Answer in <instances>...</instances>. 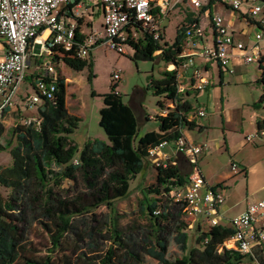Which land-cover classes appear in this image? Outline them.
I'll return each mask as SVG.
<instances>
[{"label": "trees", "instance_id": "obj_1", "mask_svg": "<svg viewBox=\"0 0 264 264\" xmlns=\"http://www.w3.org/2000/svg\"><path fill=\"white\" fill-rule=\"evenodd\" d=\"M79 23L82 24L81 19ZM45 30L41 29L40 35ZM77 39L82 41L84 36L78 35ZM184 39L181 29L172 46L163 47L144 36L133 47L131 59L136 62L160 59L176 66L174 70L163 71L162 77L151 83L155 94L163 98L158 107L172 111L169 117L160 118L163 126L160 132H149L137 141V117L112 83L110 93L102 96L104 106L99 121L109 143L90 141L77 158L78 147L69 136L81 120L69 113L63 78L58 80L54 98L46 99L39 110L40 126L32 123L15 127L14 135L20 144L16 158L18 172L14 177L0 173V182L14 192V198L7 204L0 191V264H18L21 260L25 264H54L51 259L36 261L26 257L30 233L36 225L49 234L53 253H65L63 264H150V261L157 264H242L247 258L264 264V243L249 256L227 249L220 253V247L234 232L225 225L206 232L198 228L201 233L195 239L196 246L190 249L186 205L170 198L176 187L187 183L188 176L182 173L180 161L173 157L157 166V184L145 191L146 195L162 198L149 202L145 196L146 208L143 210L152 230L137 228L132 234L120 228L117 215L109 220L97 214L99 208L113 207L116 201L128 197L130 181L151 159L150 149L167 142L176 125L182 130L203 129L195 121L187 120L195 108L186 95L177 94V69L185 60L179 58ZM58 52L61 56L55 54V59L75 72L88 68L92 83V60H82L76 52L55 50L54 53ZM259 69L258 83L263 93L256 106L264 111V66ZM166 103H175L176 108H165ZM257 125L264 136V116ZM1 136L2 130L0 153L9 149L1 143ZM75 160H79L78 165ZM67 182L73 184V191L65 188ZM158 209L160 213L154 214ZM173 247L176 252H172ZM68 253L74 258L68 257Z\"/></svg>", "mask_w": 264, "mask_h": 264}, {"label": "built area", "instance_id": "obj_2", "mask_svg": "<svg viewBox=\"0 0 264 264\" xmlns=\"http://www.w3.org/2000/svg\"><path fill=\"white\" fill-rule=\"evenodd\" d=\"M100 3L102 24L99 29L92 28L89 34H85L81 30L78 12L84 7L92 8V0H0V39L6 46L5 59L0 61V126L5 112L13 105L16 90L26 77L31 45L38 42L43 28L49 30L50 36L41 44L40 54L52 59L38 68L35 95L26 101L30 107L43 104L46 99L55 96L58 85L56 69L60 62L54 55L61 56L59 52L54 53L55 50L76 52L80 59L88 62L91 61L92 51L99 46L129 56V51L144 36L159 43L168 16L182 9L186 12L190 10L193 17L182 28L185 45L179 58L198 57L207 63L217 62L230 75L234 74L231 66L235 60L244 65L256 64L258 68L264 66V0H100ZM245 4L249 6L243 11ZM217 6L240 15L248 23V29L233 31L228 18L215 10ZM78 35L84 36V39L79 41ZM207 35H210L213 47ZM186 67L183 64L177 69L178 95H185L191 90L203 91L211 84L206 70L196 67L188 78L191 86L186 85ZM173 69H176L175 65ZM120 82L121 71L116 69L111 75V83L116 85ZM171 105L172 109L176 108L175 103ZM171 112L165 109L160 115L169 117ZM206 115V109L198 108L187 120L205 118ZM30 124L31 121L23 123ZM168 138L167 142L151 148L149 155L151 159H156L159 166L170 160L165 148L173 144L177 152L188 160L192 172L187 183L170 193L173 202L186 205L185 220L188 216L196 219L204 215L209 229L228 226L234 231L233 235L219 252L227 249L252 255L256 247L264 243V201L251 203L247 210L233 219L226 218L222 213L226 201L224 185H209L197 164V158L204 154L206 146L191 144L178 125L171 130ZM246 141L251 143L253 139L247 137ZM74 163L78 165L79 161ZM173 164L177 165L175 161ZM231 171L234 176L245 174V169L236 162L231 163ZM159 213L158 209L154 214ZM196 222L187 223V230H192Z\"/></svg>", "mask_w": 264, "mask_h": 264}, {"label": "rangeland", "instance_id": "obj_3", "mask_svg": "<svg viewBox=\"0 0 264 264\" xmlns=\"http://www.w3.org/2000/svg\"><path fill=\"white\" fill-rule=\"evenodd\" d=\"M92 1V8L84 7L78 12L79 19L82 20V24H80L81 30L86 34H89L92 28L99 29L102 24L100 0ZM229 13L228 11L223 12L222 15L229 19ZM231 13L233 12L231 11ZM192 17L193 14L190 10L186 12L184 9L170 14L164 24L166 27L161 31L162 40L159 44L163 47L174 45L179 31ZM207 37L210 45L213 47L210 35H207ZM184 45L185 42L183 41L181 43L182 49ZM94 51H96V68L94 69V73L96 76V91L98 93L104 94L107 90L110 93L111 77H108L109 70L110 68L120 69L123 72L121 74V82L116 85L114 84V86H117L116 92L123 97V100L128 104L130 102L140 103L144 109L153 113L155 119L158 117L166 118L164 115H160L164 109L158 107V103L163 98L155 94L151 83L152 80L160 79L163 71L174 70L171 65L164 63L160 59L153 62H136L131 59L134 56L133 50L129 51V56L119 55L106 49L105 46H99ZM119 60L121 61L118 63ZM32 61H34V58H32ZM44 62H46V59ZM210 64L213 65V69L209 73H206L211 81L210 86L206 88L207 90L205 89L199 92L192 90L188 99L195 109H207L209 106L210 112L207 119H204V122L207 126H211V129L207 133L186 128L185 134L191 140L197 142V144L206 146L204 155L198 156V167L208 177L210 183L215 184L217 181L223 180L221 184L225 188V197L227 191H229L230 197L227 206H234V208L226 212L224 207L222 213L226 218L233 219L244 208L243 202L247 200V190L249 187L251 193L249 198L250 202L264 201V143H262L264 136L260 134L257 125V122L264 116V111L262 108L256 106L263 93L262 86L258 83L261 77V71L256 64H241L242 67H239L240 64H238L234 75L230 77L223 76L222 78V70L219 64L217 62H210ZM78 88H80L78 96L85 103L87 101L86 99L90 98V95L87 93V87L86 85L82 87L79 84ZM74 98H76V94ZM172 107L171 103H166L165 105V108L171 109ZM158 110L160 113L156 112ZM98 116L96 109V112L91 113L89 120L80 122L78 128L69 136V139L78 147L77 158L81 156L82 150L90 138L109 143L105 132L99 126L100 117ZM222 118L227 122L226 129L222 127ZM29 119H32L31 116L22 117L18 115L16 123L13 120L12 124L2 130L1 143L8 145L9 149L6 152L0 153V173L6 176L14 177L18 172L16 158L20 144L14 135V125H23L24 121H30ZM138 123L139 133L137 141L153 128L158 129L156 124L154 127L145 125L140 115ZM166 126V128H169L167 124ZM225 137L227 138V144L231 151H228L226 148ZM247 137H251L253 141L248 143L246 141ZM232 162H243L250 167L255 165L254 171L246 179L247 183L244 181L245 174L232 175ZM155 170L154 167H151V169L146 171L144 176L136 175L130 181L128 197L116 201L113 207L107 208L103 206L99 208L97 214L103 215L109 220L113 219V217L115 218L117 215L120 228L132 234L137 228H145L148 231L152 230L146 218V211L143 208H146L145 196L149 202L152 199H162L160 196H149L145 193L147 189L155 187L157 184ZM182 172L184 175L191 173L190 166L183 164ZM228 175L229 178L227 179ZM65 188L73 191L74 186L72 183L67 182ZM79 188H82V184H79ZM0 191L5 202L9 204L14 198L12 188L0 182ZM198 219L203 224L200 226L201 230L203 232L208 231L209 226L206 223L205 216L201 215ZM190 222L189 225L191 224ZM200 233L196 226L190 232V249L196 246L195 239ZM176 251V248L173 247L172 252ZM64 254L61 251L53 253L52 243L47 231L40 225L34 226L30 233V244L26 253L28 259H34L36 261L51 259V262L54 264H63ZM66 255L72 257L71 259L74 258L70 253ZM150 262V264H157L155 261ZM18 264H25V261L21 260ZM242 264L257 263L251 262L247 258Z\"/></svg>", "mask_w": 264, "mask_h": 264}, {"label": "crops", "instance_id": "obj_4", "mask_svg": "<svg viewBox=\"0 0 264 264\" xmlns=\"http://www.w3.org/2000/svg\"><path fill=\"white\" fill-rule=\"evenodd\" d=\"M248 6H249L248 4H245L243 11H246ZM215 10H217L219 13H223V12H227V11L230 12L228 14L229 15L228 21H229V26L231 27V29L233 31H238V32L242 31L243 32V31H246L248 29V23L246 22V20L245 19H241L242 17L240 15H237L233 11H232L233 13H231L230 9L222 8V7L217 6L215 8ZM44 32L41 33L39 38L44 35ZM49 36H50V33H49L48 37L45 38L41 43H39V41L36 42V43H32V45H31L32 49H31V52H30V60H29L30 65H29V68L27 70L26 77H25L24 81L22 82V84L18 87V89L16 90V92H15V94L13 96V105L11 107H9L7 109V111L5 112L2 124L0 126V130H3L4 128H7L8 125L13 123V120H14V123H16L18 115H21L22 117L23 116H26V117L31 116L32 119L31 120L29 119V120L32 123H34L36 126H37L38 122L41 123V119H40V116H39V110H40V108L42 107L43 104H39L37 106H31L30 107V106L27 105L26 101H27V99H29V98L33 97V95H35V83H36L37 77L39 76V69L38 68L40 67V65L42 63H45L44 62L45 59H46V62H48V61H50L52 59L49 56L40 54L41 53V49H42L41 44H44V42L46 40H48ZM239 39H240V37H239ZM97 48H95V49H97ZM5 51H6L5 43H4V41H2L0 39V61L5 59ZM95 54H96V51L93 50L92 54H91V60H92V63H93L92 83L89 82V73H90L89 69H85L82 72H75L74 70H72L69 67H67L61 61H60V64L57 66V69H56L57 79L59 80L60 78H63L65 80L66 93H67L66 103H67V108L69 110V113L72 116L78 117L81 120V122L82 121L83 122L88 121L90 116H91V113L94 112V111L96 112V109L98 111V115H99L98 117H100V111H101V109L104 106L102 96L108 93L107 92L108 90L104 94H100V93H98L96 91V76H95V73H94V69L96 68ZM32 58H34V61H32ZM120 61L121 60H119L118 63ZM183 64L187 66L186 67L187 70H185L186 71L185 72V78H186L185 84L189 85V86H191L192 83H191L190 80H188V78L191 76V73H192L193 69H195L196 67L201 68V69L203 68L204 70H206V73H209L213 69L212 68V66H213L212 64L204 62L203 60H201L198 57H192L190 59H185ZM238 64H240V63L235 60L233 62V64H232V66H231L234 69V74L236 72V67H237ZM171 66H174V65H171ZM239 67H242V65L240 64ZM114 70H116V69L115 68H110L108 77H111V74L113 73ZM118 70H120V69H118ZM221 70H222V72H221L222 78H223V76H229V77L231 76L230 73H228L222 67H221ZM121 74H123L122 71H121ZM79 84L82 87H84L86 85L87 93L90 95V98H87L86 99L87 101L85 103H83L81 98L78 96L79 89H80V88H78ZM111 85H112V83H111ZM109 87H110V82H109ZM191 91L186 92L185 95H186L187 99H188V96H189ZM92 92L95 93L94 96L92 95ZM9 93H10V89H8V91H7V94H9ZM75 94H76V98H74ZM129 105L133 109V111H134V113H135V115L137 117L138 122H139V115H140V117L142 118V121H143V123L145 125H151V126L154 127V125L156 124L158 126V129L153 128L149 132H153V131L157 132V133L160 132V129L163 126H162V122H161L159 117L157 119H155L153 117V113H150V112H148V110L144 109V107L140 103L130 102ZM206 111H207V115H206L205 118L196 117V118H194L192 120V121H195L196 124L199 127L203 128L202 130H200L199 128H196L195 131L207 132V133L210 131L211 126H207V124H205V122H204V119H207V116H208V114L210 112L209 111V106L206 109ZM156 112L160 113L159 110L156 111ZM19 119H21V117H19ZM99 121H100V119H99ZM24 122H26V121H24ZM16 126H18V125L15 124L14 127H16ZM222 127H223V129H226V127H227V122H226L225 119H224V123L222 122ZM183 135L187 138V140L191 144H193V145H201V144H197V142H195L194 140H191L188 136H186L185 129L183 130ZM224 140H225V145L227 147V150L231 151L230 147H228V144H227L228 143L227 138L225 137ZM90 141H94V139L90 138L88 142H90ZM262 143H264V139L262 140ZM165 151H166L167 155H169L170 158L173 157L174 160L176 159V160L180 161L181 167H182L183 164L190 166V164H189L188 160L186 159V157L183 156L182 154L178 153L177 150H176V147L173 144L167 145L166 148H165ZM202 155H204V154H202ZM198 162H199V158H197V164H198ZM238 164L243 169H245V175L246 176L244 178V181L246 182V179H248L250 173L254 171L255 165L250 167V166H248V164H245L243 162H240V163L238 162ZM151 167H154V169H156L155 170L156 171L155 172V174H156L155 177H156V181H158V171H157L156 159L148 160V162L146 163L145 168L138 174V176H144L146 171L151 169ZM190 168H191V166H190ZM202 173H203L207 183H209V185H211L212 187H218V185H221V183H223V180H220V181H217L215 184H212V183L209 182L208 177L204 174V172H202ZM186 175L189 177L190 173L189 174L186 173ZM232 175H233V173H232ZM228 178H229V175L227 176V179ZM249 181H250V179H249ZM247 193H248L247 194V200H245L243 202L244 208L241 211H239V214H237V216L240 215L241 213H243L245 210H247L248 206L251 203H253L252 201L250 202V200H249L250 195H251L250 187L248 188ZM228 199H230L229 191H227V193H226V201H225V204L223 206V208L225 207L226 212H229V211H231L234 208V206H229V207L227 206L228 205ZM143 204H145V203H143ZM195 220H197V222L194 224L193 229L189 230L190 232L195 229V226H196L197 230H198V228L201 230L200 225L202 226L203 224L199 221L198 218L195 219L194 217H189L188 216L187 219H186L187 223H189L190 221L194 222Z\"/></svg>", "mask_w": 264, "mask_h": 264}, {"label": "bare ground", "instance_id": "obj_5", "mask_svg": "<svg viewBox=\"0 0 264 264\" xmlns=\"http://www.w3.org/2000/svg\"><path fill=\"white\" fill-rule=\"evenodd\" d=\"M49 33V30L45 31L44 35L38 39L39 43H41L45 38H47Z\"/></svg>", "mask_w": 264, "mask_h": 264}]
</instances>
